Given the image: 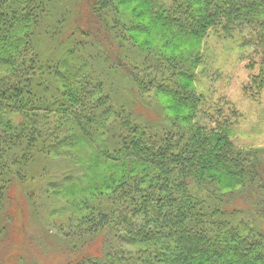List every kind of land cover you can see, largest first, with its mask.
<instances>
[{"label": "trees", "instance_id": "1", "mask_svg": "<svg viewBox=\"0 0 264 264\" xmlns=\"http://www.w3.org/2000/svg\"><path fill=\"white\" fill-rule=\"evenodd\" d=\"M217 49L264 100V0H0V217L13 188L73 212L66 264H264V148Z\"/></svg>", "mask_w": 264, "mask_h": 264}, {"label": "rangeland", "instance_id": "2", "mask_svg": "<svg viewBox=\"0 0 264 264\" xmlns=\"http://www.w3.org/2000/svg\"><path fill=\"white\" fill-rule=\"evenodd\" d=\"M69 3L72 4L70 1ZM219 49L212 54L211 62L207 60L211 65L210 70H214L216 66L222 69V75L215 77L217 79L213 89L217 91V96L226 95L243 116L234 131L235 136L242 138L243 145L247 148H264V100L257 104L244 96L242 85L247 79L244 64L236 69L231 66L230 58ZM204 78L199 77L200 88L206 90L209 82ZM165 100L167 101L166 98ZM83 153L87 155V149L78 155L85 158ZM11 193L12 198L6 205L8 218L0 217V226L7 225L6 220H10L7 234L0 239V264H66L70 256L66 253L67 248L63 246L57 229L60 228V222H65L74 213H59L58 216L56 214L51 217L53 225H58L54 227L41 216L37 218L32 203L16 189L13 188ZM54 210L60 211L61 207ZM47 212L45 209L44 215L47 216ZM62 249L64 253L61 252Z\"/></svg>", "mask_w": 264, "mask_h": 264}]
</instances>
